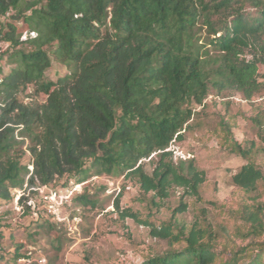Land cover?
Wrapping results in <instances>:
<instances>
[{"label": "trees", "instance_id": "trees-1", "mask_svg": "<svg viewBox=\"0 0 264 264\" xmlns=\"http://www.w3.org/2000/svg\"><path fill=\"white\" fill-rule=\"evenodd\" d=\"M9 11L35 37L10 56L14 66L0 79L1 201H11V192L22 187L26 152L33 166L30 185L35 179L50 185L56 177L66 178L64 187L93 176H133L142 195L158 200L172 188L181 189L182 197L198 195L202 173L168 148L182 139L211 89L245 100L257 91L264 0H0V18ZM0 40L11 48L23 44L12 23L0 22ZM52 59L67 69L55 82L45 78ZM29 86L45 97L43 103L19 101ZM224 132L225 147L245 160L232 184L256 192L264 167L251 160L253 146L234 141L228 126ZM24 143L26 150L17 153ZM153 156L148 174L143 165ZM75 204L95 202L84 192ZM115 207L121 219L137 220L119 209L118 200ZM186 209L180 203L172 218ZM241 220L240 237L250 242L223 250L211 228L198 221L144 222L149 236L167 248L140 264H264V242L256 241L264 233V205L244 207ZM252 245L256 253L249 251Z\"/></svg>", "mask_w": 264, "mask_h": 264}, {"label": "rangeland", "instance_id": "rangeland-1", "mask_svg": "<svg viewBox=\"0 0 264 264\" xmlns=\"http://www.w3.org/2000/svg\"><path fill=\"white\" fill-rule=\"evenodd\" d=\"M29 1V0H27ZM40 5L45 0H38ZM28 14V13H26ZM9 11L0 18L1 23H12L18 29L23 44L11 48L0 40V79L14 66L10 56L15 51H24L28 45L25 39L35 37L28 32L21 18ZM208 52H210L208 50ZM246 59L250 54L245 52ZM52 58V57H51ZM67 74V69L51 60V66L45 72V78L55 82ZM259 87L250 100L242 98L233 91H210L202 106L195 107L188 129L182 133V139L172 144V149L181 153L184 160H191L194 167L202 173L203 182L197 196L182 197L179 188H172L164 200L153 198L152 194L142 195L135 177H120V191L115 193L106 187L100 176L99 184L91 187L86 184L87 192L95 202L94 207L79 206L64 211L65 217L73 212L79 213L81 222L71 231L63 222L56 223L41 208L31 210L23 207L16 211L11 201L0 200V264H140L147 257L166 250L162 240L152 239L149 228L143 224L158 226L172 223L190 226L194 221L208 225L217 236V249L223 250L247 245L250 240L242 241L245 232L241 220L246 206L264 205V180L254 193H246L235 187L231 177L245 163L239 156L231 154L225 147L224 130L229 127L231 138L243 147L253 146L251 160L260 169L264 167V155L260 152L264 137V67L258 70ZM24 105H39L45 101L43 95H35L31 86L18 96ZM24 143L17 153L26 150ZM152 160L144 162L143 169L150 173ZM31 159L26 152L20 163L27 167ZM93 176L86 182L94 179ZM66 178L56 177L50 184L59 187ZM118 200L120 210L129 209L137 216L121 219L116 210ZM185 204V212H172ZM257 242H264V233ZM255 248L254 250L252 248ZM256 245L249 251L256 253ZM264 260V252H262Z\"/></svg>", "mask_w": 264, "mask_h": 264}, {"label": "built area", "instance_id": "built-area-1", "mask_svg": "<svg viewBox=\"0 0 264 264\" xmlns=\"http://www.w3.org/2000/svg\"><path fill=\"white\" fill-rule=\"evenodd\" d=\"M174 143V142H173ZM172 143V144H173ZM172 144L168 150L172 151L176 158L184 160L181 153H178L175 149L173 150ZM150 159V158H149ZM28 173L25 177V181L21 188L14 189L11 192L12 204L16 211H21L23 209L22 204L31 210L42 209L47 215H49L53 220L58 222H64L67 229L71 231V227H75L81 222L79 213H72L69 217H65L64 210L72 207V202L83 194V189L86 184H90L93 187L99 184L101 177H94L89 183L84 181L82 183L73 184L70 183L64 187H54L51 185H41L36 179L34 180V185H30L28 179L33 174V166L28 163L27 165ZM104 178V183L101 185L113 191L119 193L120 191V179H109Z\"/></svg>", "mask_w": 264, "mask_h": 264}]
</instances>
